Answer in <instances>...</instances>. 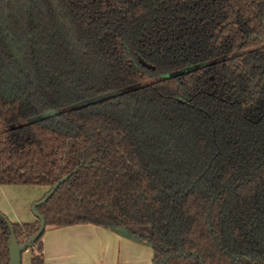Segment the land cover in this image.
<instances>
[{
    "label": "trees",
    "instance_id": "1",
    "mask_svg": "<svg viewBox=\"0 0 264 264\" xmlns=\"http://www.w3.org/2000/svg\"><path fill=\"white\" fill-rule=\"evenodd\" d=\"M0 80V185L71 174L29 264L85 224L150 264H264V0H0Z\"/></svg>",
    "mask_w": 264,
    "mask_h": 264
},
{
    "label": "crops",
    "instance_id": "2",
    "mask_svg": "<svg viewBox=\"0 0 264 264\" xmlns=\"http://www.w3.org/2000/svg\"><path fill=\"white\" fill-rule=\"evenodd\" d=\"M16 188H19V190L23 189L22 192L24 196L20 202L14 203L7 196ZM25 188L28 189L30 194H27L26 190L24 191ZM48 189L49 188L45 186L0 185V211L11 222L32 223L36 221L37 218L33 215L31 206L35 201L41 199ZM87 234L90 239L98 241L101 238L104 240L105 244L113 243L116 250V257L120 252V246L124 248L132 244L124 238V235L120 231L112 228H104L90 224L47 228L42 237L45 264H83L86 262H89L88 264H98L99 255L94 253L92 249H90V251H85V255L82 253V250L64 244V241H67L69 238L71 239L77 235L86 236ZM25 252H27V250ZM28 252L26 264L30 262L31 249H29ZM113 258L114 256L108 257L110 260ZM111 262L109 261L110 264Z\"/></svg>",
    "mask_w": 264,
    "mask_h": 264
},
{
    "label": "rangeland",
    "instance_id": "3",
    "mask_svg": "<svg viewBox=\"0 0 264 264\" xmlns=\"http://www.w3.org/2000/svg\"><path fill=\"white\" fill-rule=\"evenodd\" d=\"M1 82L2 81L0 80V85L2 84ZM25 190L28 194V189L25 188L24 191ZM22 191L23 189L19 190V188H16L12 190L7 197L10 198V200L14 203L20 202L24 196ZM88 237V234L86 236L77 235L71 239L69 238L67 241H64V244H67L69 247L73 246L78 248V250H82V253L85 255V251H90V249H92L94 253L99 255L98 264H110L109 261H112L111 264H150L152 258V249L146 242L135 241L124 235V238L132 244L127 247L125 246L124 248L120 246V252L116 257V250L113 243L105 244L104 240L101 238L96 241L95 239H90ZM29 249L22 255L23 264H26ZM111 256H114V258L112 260L108 259V257L110 258ZM88 263L89 262L83 264Z\"/></svg>",
    "mask_w": 264,
    "mask_h": 264
},
{
    "label": "water",
    "instance_id": "4",
    "mask_svg": "<svg viewBox=\"0 0 264 264\" xmlns=\"http://www.w3.org/2000/svg\"><path fill=\"white\" fill-rule=\"evenodd\" d=\"M179 73V71L173 72L172 74H177ZM57 114V111L55 110H51L49 112L46 113L47 116H51V115H55ZM71 174H67L65 176H63L61 179H59L50 189H48V191L43 195V197L37 201H35L32 206H31V211L33 213V215L37 218V220L40 223V227L39 230L32 235L27 241H25L23 244H19L12 226L8 220V218L2 213L0 212V216L2 219H4L7 222V225L9 227V238L7 241V249H8V254H9V264H22V254L28 250L31 245L44 233L45 230V221L44 218L42 217V215L39 214V212L37 211V206L43 204L58 188V186L64 182L65 180H67V178L70 176ZM112 229H115L117 231L120 230V232L123 235H126L127 237L134 239V237L128 235V233L126 232V230L124 228L121 227H112ZM136 241V240H135Z\"/></svg>",
    "mask_w": 264,
    "mask_h": 264
}]
</instances>
